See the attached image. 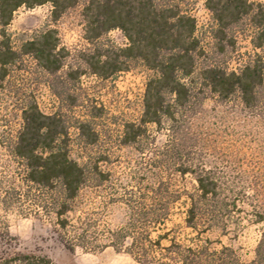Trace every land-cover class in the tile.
<instances>
[{
    "label": "rangeland",
    "instance_id": "374dc122",
    "mask_svg": "<svg viewBox=\"0 0 264 264\" xmlns=\"http://www.w3.org/2000/svg\"><path fill=\"white\" fill-rule=\"evenodd\" d=\"M250 1L264 4V0ZM182 5L197 20L201 65L238 70L255 54L264 57V46L253 45L256 28L249 19L231 27L226 40H222L216 35V22L204 0H184ZM83 7L81 1L54 19L50 3L21 6L7 27L18 50L25 40L54 28L66 53L62 67L54 73L45 70L32 55L21 53L0 87V261L7 253H23L44 255L48 264H140L127 251L110 245L112 240L119 241L110 231L118 229L133 213L122 201L124 196L130 190L139 195L140 186L157 180V151L170 132L149 125L147 134L137 143L122 142L126 123L141 117L152 71L142 61L133 60L128 69L108 78L94 74L86 63L87 55L97 49L106 53L124 46L127 39L117 28L99 38H89ZM197 96L185 114L187 122L181 131L185 143L208 149L210 159L228 166L230 178L264 179V89L259 90L258 105L252 108L244 106L237 96L224 100L208 90ZM33 102L46 114L61 115L68 127L72 156L90 157L107 177L104 180L102 175H93L72 203L66 233L73 249L62 242L57 183L47 188L28 181L25 163L13 152L23 125L22 111ZM82 122L91 125L95 136L80 134L78 126ZM171 174L164 169L160 173L166 180L176 179L181 187L191 180L189 175ZM183 199L174 205L167 225L183 242L191 243L197 234L184 225ZM6 227L11 240L3 238ZM260 229V224L244 220L227 232L215 228L200 234L197 241L211 251L200 264H264V260L254 261ZM225 246L231 250L225 249L220 255L212 253ZM148 264L180 263L168 258L150 260Z\"/></svg>",
    "mask_w": 264,
    "mask_h": 264
},
{
    "label": "trees",
    "instance_id": "16d2710c",
    "mask_svg": "<svg viewBox=\"0 0 264 264\" xmlns=\"http://www.w3.org/2000/svg\"><path fill=\"white\" fill-rule=\"evenodd\" d=\"M81 1L89 38H99L117 28L127 39L124 46L106 53L97 49L87 55L86 63L94 74L108 78L128 69L133 60L142 61L152 71L145 87L141 117L126 123L122 142L137 143L145 137L149 125L170 132L169 139L157 151V180L140 186L139 195L130 190L124 196L122 201L133 213L118 229L110 231L119 238L118 242L110 241V245L127 251L140 264L168 258L180 264H200L202 257L211 252L197 241L200 234L215 228L227 232L249 220L261 225L254 261L264 260V179L228 177L227 165L210 159L208 149L185 143L181 132L187 122L185 114L195 104L198 92L208 90L224 100L237 96L244 106H257L259 90L264 89V57L257 53L238 70L201 65L197 20L183 9L184 0H0V87L21 53L32 55L51 73L62 67L66 53L54 28L40 31L16 49L7 31L15 11L21 6L50 3L54 19H58ZM204 1L216 22V35L222 40H226L231 27L249 19L256 28L253 45L264 46V4L250 0ZM22 118L13 152L25 163L28 181L47 188L57 183L62 242L73 249L66 233L72 203L93 175L107 180L106 174L90 157L72 156L68 127L60 114H46L33 102L23 109ZM78 129L82 136H95L87 122H82ZM162 169L180 177L191 176L189 185L181 187L176 179L166 180L160 175ZM181 199L185 206L184 225L197 234L191 243L183 242L174 228L167 225L174 205ZM158 230L161 232L154 236L153 232ZM3 238H13L7 227ZM225 249L230 248L214 249L212 253L220 255ZM2 258L1 264L49 263L44 255L7 253Z\"/></svg>",
    "mask_w": 264,
    "mask_h": 264
}]
</instances>
